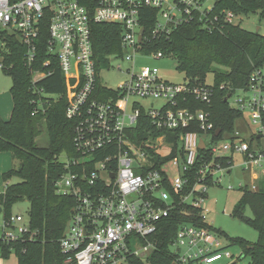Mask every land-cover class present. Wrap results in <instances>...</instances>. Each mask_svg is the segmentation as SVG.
<instances>
[{"label":"built area","instance_id":"obj_1","mask_svg":"<svg viewBox=\"0 0 264 264\" xmlns=\"http://www.w3.org/2000/svg\"><path fill=\"white\" fill-rule=\"evenodd\" d=\"M208 1L0 0V69L12 67L7 57L13 53L16 41L24 46L23 59L30 66L36 58V40L43 27L47 30V52L55 57L63 73L66 93L72 94L65 116L74 121L73 154L61 153L63 160L59 154L65 171L54 183L58 195L73 200L59 239L63 264H146L157 247L155 232L159 223L182 203L201 209L206 185L220 181H215L214 175L228 173L229 168L218 159L239 153L245 155V169L261 167L264 151H251L250 144L240 140L237 133L217 148V140L211 136L209 111L180 106V99L185 101L187 97L209 105L213 94L210 85L188 80L171 83L160 76L157 67L134 66L136 55L164 57L161 52H148L146 41L168 35L196 16L203 21L213 8V0ZM143 9L155 11L153 25L146 33L142 21L150 16ZM234 18L231 12L224 16L227 22ZM93 22L121 26L118 52L105 58L94 55ZM206 23L203 21L204 27ZM114 58L133 64L125 70L128 78L112 88L100 81V74L112 67L110 61ZM50 63L48 58L43 65ZM117 68L121 69L120 65ZM44 75L32 71V83ZM104 91L113 95L104 97ZM149 99L162 102L150 107L140 102ZM227 100L232 108L242 114L247 112L250 122L258 128L260 140L264 136L263 68L254 70L246 87L235 90ZM142 113L152 127L147 137L137 139L135 132ZM158 130L162 132L157 134ZM163 130L180 133L173 141ZM200 139L209 158L200 159V167L194 172ZM168 165L176 168L173 176L165 170ZM200 184L204 188L198 190ZM252 189L257 187L253 185ZM4 191L5 187L0 189V195ZM200 215L205 221L202 209ZM0 220L4 242L35 239L28 216L11 213L6 217L1 210ZM205 223L179 225L170 245L171 264H233L243 258L241 253L234 257L223 238Z\"/></svg>","mask_w":264,"mask_h":264},{"label":"trees","instance_id":"obj_2","mask_svg":"<svg viewBox=\"0 0 264 264\" xmlns=\"http://www.w3.org/2000/svg\"><path fill=\"white\" fill-rule=\"evenodd\" d=\"M84 3L86 0H79ZM150 16L143 20L145 33L148 32L155 17V11L143 9ZM227 12L235 16L259 13L264 17V0H213V8L203 21L198 16L193 21L183 23L168 35H160L146 41L147 50L161 52L177 60V67L185 79L192 83H206L207 74H213L211 103L205 105L187 97L180 99V106L191 109H207L213 123L212 139L218 140L224 133L234 134L235 121L242 113L229 106L227 97L248 84L251 73L264 66V34L249 31L234 22H227ZM122 28L114 23L91 24L93 52L97 58H105L120 50ZM15 42V41H14ZM37 53L34 62L27 66L24 59V46L16 41L13 53L7 57L9 70H4L12 78L10 94L12 108L8 119L0 116V152H9L12 159L18 160L17 167L3 172L5 191L0 195V206L4 216L11 214L14 203L28 200L27 216L30 229L36 232L34 240H17L6 243L0 237V258L8 259L14 253L17 264H63L64 255L60 251L59 239L62 237L71 214L73 200L55 192V181L65 171L58 160L61 153L72 156V134L74 121L65 116V108L71 93H66L67 82L59 69L56 59L47 52V30L42 27L36 40ZM51 63L43 65L46 59ZM32 71L45 75L32 83ZM207 84V83H206ZM223 85V88L220 86ZM102 96L113 95L110 91ZM35 111V112H34ZM48 132V145L37 146L35 140L41 133V125ZM152 125L142 113L139 116L136 137L144 139ZM219 129V135L215 131ZM168 140H175V132L163 130ZM185 131V129H181ZM162 130H158L161 133ZM257 139V135L254 136ZM250 146L251 143L249 142ZM208 159L206 150H199L194 172L200 167V159ZM166 159V158H165ZM222 166L231 168L232 157L217 160ZM192 170V171H193ZM12 177L19 179L9 183ZM186 191V190H185ZM184 191V193H185ZM248 207L252 216L245 214ZM200 208L182 203L171 211L168 218L159 223L155 232L157 247L147 257V264H171L170 245L181 224L205 226ZM234 217L252 226L257 232V240L250 242L240 237H228L225 232L209 227L214 233L227 239L228 245L241 247L242 257L233 264H264V187L259 184L256 190L243 187V193L232 211ZM244 258H248L246 262Z\"/></svg>","mask_w":264,"mask_h":264},{"label":"rangeland","instance_id":"obj_3","mask_svg":"<svg viewBox=\"0 0 264 264\" xmlns=\"http://www.w3.org/2000/svg\"><path fill=\"white\" fill-rule=\"evenodd\" d=\"M208 2H211V0ZM233 22L239 24L246 30L258 32L261 35L264 34V17H261L259 13L235 16ZM132 64V62L125 59H111L110 65L112 67L101 72L100 81L109 87H117L122 81L128 78L125 70ZM118 65H120L121 69L117 68ZM134 66L136 69L142 66L157 67L160 76L171 83H181L185 79L184 73L177 67V60L170 56L154 59L153 57L136 55ZM262 68L264 70V66ZM205 82L207 84L213 83L212 73L207 74ZM11 85V76L0 69V111L4 115L11 112L12 108L10 94ZM140 102L147 104L148 107H150L158 106L162 101L160 99H149ZM257 130L258 128L250 122L247 112H243L242 116L235 121L233 126V132L237 133L240 140L251 143V151L253 152L259 150L264 151V136L261 137L260 140L254 138ZM209 136L210 135L204 134L206 139L209 138ZM230 136L229 133H224L222 137L217 140V148L220 149L222 148L223 143L229 142ZM35 142L39 147H46L48 145V132L43 123L41 125V133L36 138ZM229 155L232 157L230 172L221 176L219 174L214 175L216 178V180H214L217 181L220 179V181L218 183H209L206 185L207 190L204 195V202L201 204V209L205 215V221L209 225L225 232L228 237H240L250 242H255L257 240L256 230L249 224L241 221L239 218L234 217L232 211L243 193V187H247L250 190H256L252 189L253 185L257 187L261 184L264 187V158L260 161L261 167L252 166L250 169H245L243 164L245 160L244 154L229 153ZM64 158L63 154L59 156L60 160H63ZM179 160L181 161L180 157ZM18 163L17 159H13L12 167H17ZM165 170L169 176H173L176 173V168L172 165L165 166ZM252 174H255L256 177H253ZM18 181L19 179L17 177H12L8 180L9 183H16ZM202 188H204V184L198 186V190ZM28 208V200L23 199L12 205L11 213H19L26 218ZM244 212L246 215L252 216L248 207L245 208ZM223 241L225 244H228L227 239L223 238ZM226 249L232 253L234 257L242 251L241 247L237 244L228 245ZM247 260L248 258L243 259L244 262ZM0 264H17V257L12 253L8 259L0 258Z\"/></svg>","mask_w":264,"mask_h":264},{"label":"crops","instance_id":"obj_4","mask_svg":"<svg viewBox=\"0 0 264 264\" xmlns=\"http://www.w3.org/2000/svg\"><path fill=\"white\" fill-rule=\"evenodd\" d=\"M10 115V112H8L6 115L2 114L0 111V116L3 119H8ZM12 156L9 152H0V186L2 189L5 185V183L3 182L2 178H1V174L7 170H9L12 167ZM230 172V170L228 171V173Z\"/></svg>","mask_w":264,"mask_h":264},{"label":"water","instance_id":"obj_5","mask_svg":"<svg viewBox=\"0 0 264 264\" xmlns=\"http://www.w3.org/2000/svg\"><path fill=\"white\" fill-rule=\"evenodd\" d=\"M142 30H143V29L140 30V33H142ZM139 39H141V35L139 36ZM219 132H220V130L217 129V130L215 131V135L218 136V135H219ZM259 136H260V135H257V137H259ZM199 148H200L201 150L204 148V142H203L202 139L199 140ZM1 210H2V208H1V206H0V213H1Z\"/></svg>","mask_w":264,"mask_h":264}]
</instances>
